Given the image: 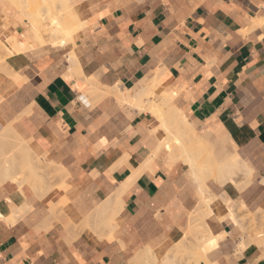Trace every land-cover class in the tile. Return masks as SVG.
I'll return each instance as SVG.
<instances>
[{
	"label": "crops",
	"instance_id": "0c3cea01",
	"mask_svg": "<svg viewBox=\"0 0 264 264\" xmlns=\"http://www.w3.org/2000/svg\"><path fill=\"white\" fill-rule=\"evenodd\" d=\"M2 4L7 29L0 38L25 34L26 21ZM262 17L264 0H98L88 16L93 23L74 37L80 78L66 77V47L35 45L7 57L17 79L0 73V127L9 123L23 141L34 142L45 162L63 170L55 192L66 204L56 217L48 196L40 198L27 185L0 186V264H135L142 251L158 254L188 236L199 211L197 226L214 239L206 245L210 264H264L247 223L206 215L188 167L181 161L169 167L167 151H156L153 115L111 95L89 94L91 80L130 91L157 74L195 131H211L212 142L225 138L231 153L232 142L251 171L240 191L206 183L213 196L226 207L264 212V26L251 22ZM108 200L120 209L111 239L104 231L97 237L95 226H76Z\"/></svg>",
	"mask_w": 264,
	"mask_h": 264
},
{
	"label": "bare ground",
	"instance_id": "6f19581e",
	"mask_svg": "<svg viewBox=\"0 0 264 264\" xmlns=\"http://www.w3.org/2000/svg\"><path fill=\"white\" fill-rule=\"evenodd\" d=\"M18 1H17L18 5L15 7V11L20 13L24 17V20L26 21V25H27V32L25 34L14 33L9 36H5V39L3 40L0 38V52L3 53V51H6L8 52V55H16L19 53L30 51L35 47V45H38V47L39 46L66 47L70 49V52L69 54L67 53L68 55L66 54V57H64L63 55V57L67 61V68H68V74L66 77L72 78L74 75L77 74L80 75V71L77 69L76 58L72 51L74 47V37L76 34L80 33L88 24L93 23V22L88 23V16L92 12V7L94 3L97 2L98 0H18ZM41 1H44L46 5L40 6ZM251 22H252V28L264 26V17L251 19ZM6 29H7L6 26L2 25L1 17H0V33L5 34ZM1 64L4 66L3 61L1 62ZM2 65H0V73H2V75H4L7 78L10 77L17 79L16 74L11 69H9L8 67H3ZM80 77L81 75L78 78ZM157 78L158 77L156 74L154 78H152L151 80L149 79L150 80L149 82L146 81V79H143L146 82H141V83L139 82L138 83L139 85L138 86L136 85V87L130 91H120L118 87L111 89L103 88L100 86L98 82L90 79L91 82L89 80L88 81L89 83L92 84H89V86L91 85V88L89 87L90 89L89 94H92L93 96L100 95L99 97L111 95L121 105L136 106L139 109V112L140 111L148 112L151 115H153L159 123H161V125L158 128L154 127L155 130H152L153 131L152 135L155 137L156 141L158 142L156 151H160V150L167 151V165L169 167H171L177 161H181L184 165L188 167V170L191 171L193 176H196L201 179V185L199 186L198 193L200 197V205L202 206V208L206 209L204 210L207 213L206 215H212L213 213H215L216 216L218 217H221L220 215H223L222 217L223 219L224 216L229 217L231 221L237 225H240L239 222L240 223L244 222L243 220L246 221L250 217L251 218L254 217L255 215H252L247 211H245L244 205L239 204V202H237L239 204L238 206L237 205L228 206V207L223 206L222 203H220L219 200L215 196H213L210 189L203 181L207 177L212 176V178L213 179L215 178L216 181L221 185V187H224L225 185L229 184L235 187L239 191L245 187V185L248 183L251 171L246 167L245 163L240 159L239 155L236 153V148L234 144L232 142H229V145L232 147L233 152L230 153V155H228L227 157L223 158L215 166H213V164L207 161L201 162L198 159V155L196 154L197 151L195 152L194 151L195 148H193L192 146L196 145L197 147H201V148L206 147L205 146L206 141L208 140L207 136L197 134V132L188 122L184 114L175 106H173L172 101L175 96L173 91L172 92L163 91L164 84H159ZM68 80L70 81V79ZM102 88L104 89V92L101 93ZM155 90L161 94L158 104H156L151 99V96ZM148 97L150 99L148 101H144V98H148ZM8 124L7 126L2 127V129H0V186H2L6 182L17 184L18 185L17 187L19 188L27 184V186H29V188H31L33 192L40 198L48 196L49 198H51L50 200H54L52 199L54 195V191L51 190L52 189L51 187L49 189L50 181H54V179H57V177L61 180L63 178V173H64L63 170L60 169L59 171L58 167L53 163L45 162L43 158L44 156L43 153L34 144V142H32L31 140L23 141L12 129L13 126L11 127ZM6 147L10 149V150L8 149L9 150L8 152L7 150L6 151L4 150V148ZM6 154H7V158H9L10 161H12L11 163L8 162L6 158ZM17 156L19 159L18 161L16 160ZM149 164L150 161H146L144 167L149 166ZM17 171L18 172L20 171L21 175H19ZM239 176L243 177V180L240 182L237 181ZM116 195H117V199H115V204L116 202L119 203L117 200L119 199L120 192H118ZM104 202L105 203H103V205H100L97 211L94 210L95 215L92 213L89 214V216H91V219L86 216L85 217L86 219H83L81 225L79 222V225L76 226L77 227L80 226V228H82L83 230L89 228L90 231H91L90 229L91 226L92 228L95 226V228L92 229V232L94 234L97 231L99 232L104 231L105 232L104 234L105 235L107 234V237L109 238L113 230L116 228V225H114V220L116 219V215L118 213V210L120 209L117 210L116 208L119 207V205L117 204V207L115 205L113 206L112 203H109V200L108 202L107 201ZM20 206L24 208V205H20ZM53 206H54V202L51 203V207H49L51 208L50 209L51 212L50 211L49 212L53 213L52 215L55 214L57 217L59 215H57V213L54 211ZM17 209L21 210V207H18ZM26 209L23 210L25 211ZM243 211H245V213H243ZM21 212L23 211L21 210ZM26 212L28 211L26 210L22 214H25ZM242 213L243 215H241L238 220L237 214H242ZM60 216L63 218L62 214ZM93 216L95 217L93 218ZM18 217L20 216L16 214L15 220L19 221V219H17ZM61 217H58V221L60 218V222L62 223L64 220L61 221ZM1 218L2 216L0 215V219ZM49 218H47L46 216V219L45 218L44 219L46 221ZM53 219L54 217H52V220ZM66 220L67 219H65V221ZM45 221L44 224L48 226L47 223H49L50 221L48 220L46 223ZM40 222L43 223V220H41ZM39 223H37V225ZM70 224L71 223L69 222V226ZM242 224L243 223H241V225ZM64 225L62 226L64 227ZM38 226L42 228L41 223ZM69 226L66 225V227L70 229ZM32 228L34 229V226ZM45 228L46 227H43L44 230H46ZM47 229L49 228L47 227ZM94 229L96 232H94ZM102 234L103 233L98 235L97 232L96 236L97 235L101 236ZM190 234L191 236L196 235L195 240L197 246L195 245L196 246L195 248H199V250H201L202 247L206 246L207 244H209L211 241L214 240L212 234L208 231V229L204 225L194 226L192 230L188 233L189 236ZM185 238H187V236H184L180 242L173 245L176 250L174 249L173 246L172 249H174L178 253H179L178 249L183 246H186V248L188 249L189 243L186 242L187 240H185ZM249 238L251 239L250 236L248 237V239ZM253 240L254 241L259 240V238L255 235ZM190 245H192V243ZM243 246L241 247V250L245 248ZM163 252H164L163 253L164 256L162 255L163 264H180L178 260H175L173 257H170L168 253L171 251H168L167 249V250H163ZM155 253L156 252L153 253L150 250H144L141 252V254L138 257L136 256L134 263L149 264L150 261H152V259L155 262V256L157 257V255L159 254V253L158 254ZM197 253H198V257L200 256L199 258L202 259L200 261H203L205 264H210L206 260V257L202 256L204 254L201 255L202 251L200 253L199 252ZM200 261L196 263H199Z\"/></svg>",
	"mask_w": 264,
	"mask_h": 264
},
{
	"label": "rangeland",
	"instance_id": "374dc122",
	"mask_svg": "<svg viewBox=\"0 0 264 264\" xmlns=\"http://www.w3.org/2000/svg\"><path fill=\"white\" fill-rule=\"evenodd\" d=\"M0 1H2V5H6L10 10H14L15 11V7L18 5V3H17V1L16 0H0ZM19 2V1H18ZM43 5H46V3L44 2V1H41L40 2V6H43ZM1 14H0V17H1V22H2V25H4V26H6V28H7V17L4 15V13L3 12H0ZM20 14V13H19ZM20 16H21V18L22 19H24V17L20 14ZM0 56H1V58H0V65H2L1 64V62L3 61V64H4V66L3 67H8L7 65H6V63H5V60H6V58L7 57H9V56H12V55H8V52H6V51H3V53L2 52H0ZM4 56H6V57H4ZM4 57V58H3ZM2 58H3V60H2ZM9 68V67H8ZM10 69V68H9ZM7 78V77H6ZM10 78V77H9ZM156 93H159L158 91H154L153 92V94H152V96H151V99L156 103V104H158L159 103V100H160V97H161V94L159 93V97H158V99L157 100H155V94ZM0 99H1V97H0ZM148 99H150L149 97H148ZM128 106H130V107H132V108H135V109H138L136 106H131V105H128ZM139 110V109H138ZM161 125V123H159V126ZM158 126V127H159ZM0 129H2V127H0ZM198 134V133H197ZM212 134V132L211 131H207V133L205 134V135H203V136H207V141H206V147H204V148H201V147H197L196 145H193L192 147L193 148H195V152H196V154L198 155V159L201 161V162H203V161H207V162H210L211 164H213V166H215L216 164H218L223 158H225V157H227L228 155H230V149H229V147H228V144L225 142V138H220V137H215L214 138V140H213V142L212 141H210L209 140V136ZM9 148H4V150L6 151L7 150V152L10 150H8ZM6 153V152H5ZM6 158H7V154H6ZM7 160H8V162H12V161H10V159L9 158H7ZM16 160L18 161L19 159H18V156L16 157ZM189 171V170H188ZM18 172V171H17ZM19 173V175H21L20 174V171L18 172ZM57 175H58V173H57ZM188 175H189V180L191 181V182H193V183H195V184H197L198 185V189H199V186L201 185V179L200 178H198V177H196V176H193L192 175V173H191V171H189V173H188ZM58 180H59V178L57 177V179H54V181H50V185H49V189H50V187L52 188L51 190H53L54 191V195H53V197H52V199H54V206H53V209H54V211L56 212V213H60V207H61V205H62V203L63 204H66L65 203V201L64 200H62V203H59V202H57L58 200H59V196L57 195V193L55 192V189H56V187L59 185L58 183ZM63 179H61L60 181H62ZM204 182H205V184L206 183H214V184H216V185H218L219 187H221V185L216 181V179L214 178H212V176H209V177H207L206 179H204L203 180ZM51 183H53V184H51ZM25 185H27V184H25ZM199 192V191H198ZM57 202V203H56ZM204 210H206V209H204ZM200 213H197L196 214V217H197V219H198V222L196 223V224H194V225H197V224H199V222H200V219H201V217H200V215L202 214V212L201 211H199ZM207 214V213H206ZM55 215V214H54ZM255 216L254 217H250L249 219H247L246 221L245 220H243L244 221V223H246L247 222V226H248V229L247 228H245V232H246V234L248 235V236H250L251 237V242L252 243H255L256 245H258L260 248H262L263 249V251H264V212H258V213H256V214H254ZM256 217V218H255ZM259 219H258V218ZM82 229V228H81ZM202 235V234H201ZM257 236L258 238H259V240H253L254 239V236ZM184 236H186L185 234H184ZM189 236V235H188ZM187 236V237H188ZM192 237V238H191ZM253 237V238H252ZM187 238H185V240H186ZM193 241H192V240ZM196 235H193V236H191V234H190V236H189V238L187 239L188 241H186V242H188L189 244V247H188V249L186 248V246H183V247H181V248H179L178 250H179V253L177 252V251H175L176 249H175V247H174V249H172L173 247H171L170 249L168 248V251H171V252H169L168 254L170 255V257H173L175 260H178V262L180 263V264H199L200 262H203V261H200V260H202V259H200L199 257H198V253L197 252H201L202 251V253H201V255L202 254H204V255H202L203 257H205V255H206V252H207V246L205 247V248H201V250H199V248H195L197 245H196ZM180 242V241H179ZM192 243V245H190ZM196 245V246H195ZM172 249V250H171ZM196 249V250H195ZM164 250H167V249H164ZM198 250V251H197ZM153 252V251H152ZM154 253V252H153ZM158 253H159V257H156L155 256V262H154V260L152 259V261H150V263L149 264H163V257H162V255L164 256V252L162 251V253H161V251H158ZM156 254V253H155ZM154 254V255H155ZM162 254V255H161ZM158 256V255H157ZM202 257V258H203ZM157 258V259H156ZM162 258V259H161ZM198 261H200L199 263H196V262H198ZM152 262V263H151Z\"/></svg>",
	"mask_w": 264,
	"mask_h": 264
}]
</instances>
